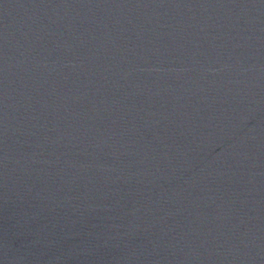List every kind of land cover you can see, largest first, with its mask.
<instances>
[{
	"label": "water",
	"instance_id": "1",
	"mask_svg": "<svg viewBox=\"0 0 264 264\" xmlns=\"http://www.w3.org/2000/svg\"><path fill=\"white\" fill-rule=\"evenodd\" d=\"M264 247V0H0V264Z\"/></svg>",
	"mask_w": 264,
	"mask_h": 264
}]
</instances>
